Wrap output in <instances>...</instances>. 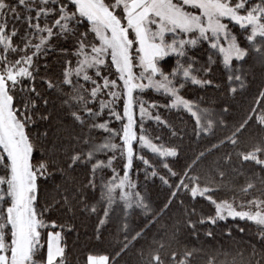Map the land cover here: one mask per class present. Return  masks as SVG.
Masks as SVG:
<instances>
[{
	"label": "snow or ice",
	"instance_id": "snow-or-ice-1",
	"mask_svg": "<svg viewBox=\"0 0 264 264\" xmlns=\"http://www.w3.org/2000/svg\"><path fill=\"white\" fill-rule=\"evenodd\" d=\"M54 40L71 42V49L61 46L60 52L74 58L65 59L59 77L50 73L47 62L42 63L56 51ZM253 54L264 63V0H0V264H67L62 233L73 231L74 224L71 219L57 223L47 213L60 206L75 216L76 205H80L81 212L96 214L97 207L84 199V189L95 190L97 173L106 168L112 175L107 180L100 177L101 201L106 206L96 226L97 239L113 205L122 203L124 210L139 208L153 217L151 224L183 193L193 201L206 199L215 209L214 216L197 222L190 218L196 214L195 208L185 209L186 226L193 232L195 223L239 218L257 227L258 240L264 244V187L256 196L252 193L257 184L247 182L240 194L248 198L239 203L235 195L231 200L214 199L213 193L219 190L213 186L216 177L225 178L219 161L203 181L195 169L204 152L182 172L174 171L168 158L178 157L179 148L154 143L144 129L146 119L171 128L159 112L164 108L190 114L198 136L212 134L217 121L211 111L185 98L182 90L190 83L205 89L223 87L235 95L246 86L243 65ZM217 72L222 82L215 79ZM146 90L164 96L166 102L145 101L142 94ZM51 92L61 99L73 124L87 129V135L73 137L82 140L86 150H62L59 127L49 144L39 143L49 139L52 121L59 119L50 110ZM256 103L231 135L213 148H237L250 123L264 131V90ZM222 111L227 113L228 108ZM44 123L49 127L33 135L32 127ZM94 132L104 134L101 142H96ZM176 134L172 129V135ZM137 145L160 157L167 177L175 178L169 183L165 175L159 177L172 190L159 213L135 191L137 186L130 178L134 159L145 165L146 178L149 170L153 177L157 175L154 165L138 155ZM101 154L105 159L99 158ZM236 154L241 163L253 162L264 170V137ZM117 158L124 161L122 175L113 166ZM222 159L231 164L232 153L226 152ZM80 165H90L88 183L81 188L56 184L51 202L41 205L43 186L58 173L67 177ZM260 185L264 186V179ZM180 223L178 220L177 231ZM124 231L126 242L116 257L129 247L127 225ZM143 235L144 229L137 231L131 241ZM164 247L159 244V249ZM159 249L150 252L144 264H164ZM176 255L172 253L175 264H190L193 252L185 251L179 260ZM252 255H257L255 246ZM259 255L261 260L255 264L264 261V251ZM86 264L115 261L108 254H89ZM209 264H215L214 259ZM231 264L237 261L233 259Z\"/></svg>",
	"mask_w": 264,
	"mask_h": 264
},
{
	"label": "trees",
	"instance_id": "trees-1",
	"mask_svg": "<svg viewBox=\"0 0 264 264\" xmlns=\"http://www.w3.org/2000/svg\"><path fill=\"white\" fill-rule=\"evenodd\" d=\"M83 30V29H82ZM23 31V28L21 29ZM241 39H243L241 37ZM56 51L50 53L47 57V62L50 68V73L59 77L65 59H73L65 56L60 52V47H67L71 49V42L53 41ZM254 54L247 58V62L243 65L247 73L246 86L239 89L235 95L226 92L222 87L215 88H200L192 84H187L182 90V94L187 99H191L199 103L201 108H207L212 113V118L217 121L216 127L212 134L205 135L201 133L199 136L194 132L195 119L190 114L176 110L168 111L160 108L159 112L171 125V128L158 126L152 120L144 122L145 128L149 123L154 131L156 143H163L165 146L174 145L179 148V156L176 158H168V162L174 171L182 172L185 167L192 163V161L201 153L205 156L196 167L195 171L201 174V179H209L205 174L210 169L216 167L219 161L220 168L225 172V178L220 181L216 177L214 187H218V191L213 193V198L217 200L228 199L231 200L235 195L237 203L240 199H247L240 194V188L247 182L253 181L257 184V189L253 190L254 195L259 196V189L264 187L260 185V180L264 179V170L253 162L241 163L237 157V152L249 149L253 143L264 137V131H261L255 123H250L239 137V144L237 148L233 149L231 145L227 147L213 148V145L218 144L221 139L230 136L232 131L243 122L247 115L250 114L251 109L257 107V100L259 99V92L264 90V63L259 60L254 61ZM174 63V58H172ZM215 79L217 82H222L220 73L217 72ZM41 91H44V86L38 83ZM52 104L50 110L54 117L50 128V137L48 140H42L39 143L49 144L52 139V133L57 127L62 131L59 133L61 141L59 147L71 153L73 150H86L87 146L83 144L82 140L73 139V137H82L87 135V129H81L79 125L73 124L66 110L61 106V99L55 92L48 94ZM145 101L156 102L164 104L166 98L153 90H146L142 94ZM227 107L228 112L224 113L223 108ZM118 126V125H117ZM49 127L48 124H38L32 127L33 135L37 131H43ZM172 129H175L176 135H172ZM103 133L94 132L93 136L96 142H101ZM117 143L119 141L117 140ZM226 152L232 153V163L226 164L222 157ZM39 156V153H36ZM145 158L150 161L157 171V175L153 177L149 173L145 175V165L139 160L134 159L133 168L131 170V177L136 181L137 192H139L145 199V202L155 213H159L164 205L170 199L171 189L161 182L159 177L165 175L169 178V183L175 181L174 177H167L166 170L160 164V158L151 155L148 151L145 153ZM101 159L105 157L101 154ZM124 161L117 158L113 166L120 174H123ZM110 169H104L103 172H98L96 177V188L84 189V199L89 205L97 207L96 214H87L81 212L80 205H76V214L72 216L66 209L57 206L52 208L47 216L50 220H55L57 223L67 222L71 219L74 224V229L71 232H64V243L66 244V259L67 264H86L87 256L89 254L101 255L108 254L115 264H144L148 258V254L159 249V244L164 243L165 247L159 249L161 259L164 264H175L172 259V253L175 252L176 260L183 257L185 251H192L193 255L190 258V264H209L210 258L214 259L215 264H231L235 259L237 264H248V261L261 260L259 253L264 251V244H262L256 235L257 227L247 221L240 219L233 220L227 218L226 220H217L216 224L195 223V232L190 227L186 226V217L184 215L185 209L189 211L195 208L196 214L190 218L193 222L199 221L201 217L212 216L215 212L214 206L206 199L197 197L196 200H191L190 197L181 193L169 208L164 211L162 215L155 217V222L149 223L153 219L151 215H146L141 209L133 208L124 210L122 203L113 205L109 214V219L106 224L100 229L99 239H97L96 226L98 220L103 218V211L106 205L101 201L100 193V177L103 176L105 180L111 177ZM91 178L90 165H80L75 170L70 171L67 177L62 178L59 173L54 181L47 182L43 186L39 202L41 205L46 202H51L55 195V185L61 184L70 188H81L88 183ZM180 200L184 204H180ZM181 223L178 226L177 221ZM124 225H127L128 232V249L122 253L120 257H116L115 253L120 250L121 245L125 241ZM145 225H148L145 228ZM144 229V235L135 241H131V236L137 231ZM240 229H243L241 231ZM60 231L59 228L55 229ZM212 232V236L207 235ZM175 233V235H173ZM230 233V235H229ZM253 246L257 251V255L253 256ZM144 255L141 256L140 252ZM46 252V246H45ZM264 264V261H262Z\"/></svg>",
	"mask_w": 264,
	"mask_h": 264
},
{
	"label": "rangeland",
	"instance_id": "rangeland-1",
	"mask_svg": "<svg viewBox=\"0 0 264 264\" xmlns=\"http://www.w3.org/2000/svg\"><path fill=\"white\" fill-rule=\"evenodd\" d=\"M254 61H258L259 59L256 57V56H254V59H253ZM145 121H147V119L145 120ZM153 121V120H152ZM153 122H155V121H153ZM156 123V122H155ZM144 129H145V133L148 135V137L149 138H151L152 140H153V142L154 143H156V141H155V136H154V131H153V129L151 128V126L149 125V123L146 125V128H145V124H144ZM158 144V143H157ZM137 150H138V155H143L144 157L146 156L145 155V153L148 151V153L150 152V154L151 155H154L149 149H140L139 148V146L137 145ZM156 156V155H155ZM158 157V156H157ZM160 158V157H159ZM161 159V158H160ZM130 178H131V180H132V182L134 183V184H136V181L135 180H133L132 179V177H131V171H130ZM135 191H137V188L135 189ZM128 211V210H127ZM215 215V212H214V214L212 215V216H214ZM229 219H231V217H229ZM239 219V218H238Z\"/></svg>",
	"mask_w": 264,
	"mask_h": 264
}]
</instances>
